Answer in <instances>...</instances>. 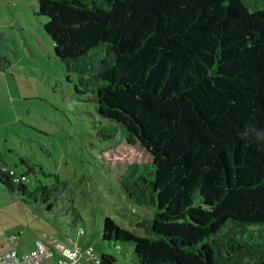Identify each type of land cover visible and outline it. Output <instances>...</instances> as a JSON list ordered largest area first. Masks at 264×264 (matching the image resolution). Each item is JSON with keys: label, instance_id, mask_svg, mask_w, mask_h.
<instances>
[{"label": "trees", "instance_id": "obj_1", "mask_svg": "<svg viewBox=\"0 0 264 264\" xmlns=\"http://www.w3.org/2000/svg\"><path fill=\"white\" fill-rule=\"evenodd\" d=\"M38 11L79 91L146 153L121 184L153 216L138 233L103 219L104 240L132 245L125 264H264V152L239 136L264 129V0H38ZM10 170L0 188L49 200L55 187L31 191Z\"/></svg>", "mask_w": 264, "mask_h": 264}, {"label": "rangeland", "instance_id": "obj_2", "mask_svg": "<svg viewBox=\"0 0 264 264\" xmlns=\"http://www.w3.org/2000/svg\"><path fill=\"white\" fill-rule=\"evenodd\" d=\"M0 9V166L3 160L31 191L55 187L49 200L37 192L31 201L0 188V218L14 224L6 227V241L13 235L23 244L35 236L74 240L125 264L132 245L104 240L103 219L136 231L139 219L153 216L121 184L129 164L146 153L124 143L121 126L100 115L92 94L79 91L78 77L44 29L38 0H0Z\"/></svg>", "mask_w": 264, "mask_h": 264}, {"label": "built area", "instance_id": "obj_3", "mask_svg": "<svg viewBox=\"0 0 264 264\" xmlns=\"http://www.w3.org/2000/svg\"><path fill=\"white\" fill-rule=\"evenodd\" d=\"M10 173L14 174L13 170ZM79 233L84 234V229L80 228ZM9 239L15 241L17 236L13 235ZM85 260L101 264V258L92 246L81 249L76 244L61 243L49 237L37 239L27 253L10 250L0 256V264H84ZM47 261L51 262L45 263Z\"/></svg>", "mask_w": 264, "mask_h": 264}, {"label": "crops", "instance_id": "obj_4", "mask_svg": "<svg viewBox=\"0 0 264 264\" xmlns=\"http://www.w3.org/2000/svg\"><path fill=\"white\" fill-rule=\"evenodd\" d=\"M2 12H3V10L0 9V16H1ZM0 19H1V17H0ZM2 163L3 164L1 166L3 168H7L6 165L4 164L3 160H2ZM6 227H8V228H12L13 227L14 228V224H12L9 221L6 222V221L2 220V218H0V256L5 254L6 252H8L10 250H16L20 254L27 253L33 248L35 241L40 238V237L38 238V236H35L34 238H32V240L30 242L25 241V243H27V244H25V243L23 244L22 241L20 240V238H18V235H17V239L15 241H9L10 239H8V242H7L6 241V239H7L6 237L9 234L7 233ZM2 228H4L5 233L2 232ZM14 231L15 230H12L11 232H14ZM4 234H5V236H4ZM3 240H5V241H3ZM10 242L15 243L14 244L15 248H13V245H10L11 244ZM65 244H71V245L76 244V245L79 246L78 242L74 241V240H70L69 243H65ZM50 262L51 261H47L45 263H50Z\"/></svg>", "mask_w": 264, "mask_h": 264}, {"label": "clouds", "instance_id": "obj_5", "mask_svg": "<svg viewBox=\"0 0 264 264\" xmlns=\"http://www.w3.org/2000/svg\"><path fill=\"white\" fill-rule=\"evenodd\" d=\"M244 131V135L239 133L241 139H247L249 136H254L257 143V150L264 152V144H261L260 141H264V129H257L252 126H246Z\"/></svg>", "mask_w": 264, "mask_h": 264}]
</instances>
